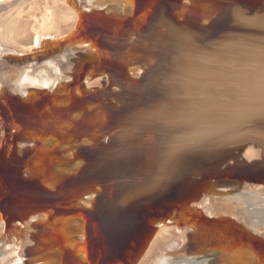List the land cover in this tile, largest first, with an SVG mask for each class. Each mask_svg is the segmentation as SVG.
<instances>
[{"label": "water", "instance_id": "1", "mask_svg": "<svg viewBox=\"0 0 264 264\" xmlns=\"http://www.w3.org/2000/svg\"><path fill=\"white\" fill-rule=\"evenodd\" d=\"M74 1H76V8H73L81 13V17H77L74 28L66 34L41 37L24 51L0 46V81L3 78L6 83L7 80L10 91L6 99L0 95V166L2 168L0 172V264H5L6 261L4 262L2 258L6 256H13L19 264H31L29 262L32 252L24 254V243L31 236H37L45 229L51 232L55 230L56 236L61 233L60 236L58 235L62 240L61 244L51 247L57 248V253L50 251L54 254L50 256L54 258L56 254H59L56 256L60 258L58 263L53 264H67L66 253L71 251L70 254L73 259L76 257V260H79L80 253L87 261L91 259L98 264H122L126 256L132 254L134 256L142 252L140 249L143 245H139L135 236L141 224L145 223L148 226V222L153 223L155 219L173 222L175 216L171 214V211L175 213L176 210H180L179 207L182 204L194 200L192 192H189L185 198L186 202H181L183 197L181 183L191 186L192 182L194 186H197L203 182L204 185L209 184L211 180L219 178L254 182L264 178V48L256 53L253 50L244 53L246 43H264V15L259 13L256 2L252 0H148L142 7L143 0H133L130 3H124L125 0ZM124 4H128L127 7L132 6L134 10L131 12L130 7L125 9ZM114 8L117 14L113 15L109 11ZM183 8L185 11L181 15ZM89 30L94 33L95 38L100 39L99 42L85 35V31L89 32ZM156 36L158 39L154 40ZM77 38L92 43L101 52L99 58L91 59L86 56L90 49L82 54H71L82 59L80 62L73 63L78 64L80 69L86 70V73L78 70L79 73L76 76L59 78L64 84L59 89H53L52 85L43 87L42 81L32 80L34 75L28 68L33 63V59L45 57L44 53L49 47L71 42ZM148 46L155 47L156 53L143 61ZM140 47L146 50L143 53L133 50ZM182 56H186L190 64L182 66V70L186 72L185 77L178 78L179 81L172 87L169 85L172 78L168 77L173 74L181 76ZM115 57L119 62L133 60L134 63L135 60L142 59V64L131 67L125 62L124 69L119 71L118 68L114 69L111 62ZM147 62L151 63L146 65ZM200 62L208 65L213 72H210L208 76H199ZM16 63H20L18 66H21L12 71L10 64ZM158 75H162L161 78H156ZM126 76L135 77L133 79L136 80V82L131 80L129 89L119 85L130 79ZM96 78H100V83L92 84L91 82ZM67 85H70L72 89H79V93L84 98V104L94 101L96 97L99 98L101 100L99 106L104 113L119 111L122 105L137 107L142 103L153 109L167 108L168 112L160 117L159 122L156 120V124L149 126V130L137 132L125 130L127 134H121L122 130L115 132L110 130L100 133L94 142L85 147H76L80 151L87 150L88 159L82 165L69 161V157L73 154L71 155L69 146H65L62 152L63 157L67 156V158L62 160L55 155L56 164L49 165L61 174L60 178L68 181L69 186L67 188L63 186L59 178L61 188L53 191L55 195L53 199L43 205L30 194L31 191L35 189L42 194V191L48 192V187L53 188L58 179H47L45 173L37 172L36 174L32 171L31 174L29 172L28 163L34 155V148L25 144L23 140L26 138L25 135L35 138L40 155H47L46 147L52 135L46 131H49L52 128L51 125L54 122L58 123L63 116L72 119L74 111L87 106L70 102L68 105L72 107L63 113L57 108V103L64 101L69 91H65ZM112 87L116 90L121 89L122 94L132 97L114 108L112 102L102 97L108 94ZM26 88L30 90H23ZM171 93L177 97L175 102L169 99ZM204 97L211 101V107L207 106L206 102H202ZM194 102H199L207 125L201 126L196 121L193 113ZM96 122L100 123L101 127L105 119L98 117ZM153 126L159 127V135L151 148L153 160L148 165L149 176L147 175L140 182H131L135 171L140 168L137 170L125 168L134 172H129V176L122 172L117 179H113L110 175L104 176L100 182L94 181L97 174L105 173L102 166H96L100 165V158L104 152H111L112 148L123 145V140H131L133 136L139 137L143 134L156 136L150 131ZM8 130L16 131V136H10L15 139L12 144L17 145L13 150L6 148L11 147L9 140L3 135L4 131ZM31 133L33 135H30ZM178 141L185 143L184 153L179 158L172 157V149ZM198 144H202L205 148L197 151ZM249 144L258 148L262 155L250 160L235 158L233 152ZM196 154L200 156L196 162L189 160ZM127 165L124 164L122 167ZM93 167L97 170L95 171ZM27 175L34 180L25 181L28 180L25 178ZM15 177L21 178L24 180L23 184L27 183L33 189L29 190L23 184L19 186L14 181ZM88 180L93 183L91 188L94 195L87 200L88 203H85L83 197L86 196L87 187L83 188V184ZM127 185L131 187L134 196L129 205L119 208L125 203L124 196L127 191L123 196L121 192ZM220 188L212 187L210 192L218 195L221 190L227 191ZM235 190L231 189V191ZM236 191L240 193L239 189ZM236 191L229 192L233 194L229 202L238 196ZM215 196L211 197L213 200L211 202L217 205L218 202H222V199ZM75 199H78L79 203L82 201L86 204L82 206V209L87 213L88 221L92 224L88 223L81 208L75 206ZM204 201L206 200L204 199L202 203L198 200L197 204H193L194 210L203 204L211 206L208 201ZM27 202H31L33 206L37 205L41 210L36 213L34 209L31 218L29 217L25 224L23 217L28 213ZM31 203L28 204L31 206ZM117 204L118 207H116ZM20 205H24L25 208L22 209ZM228 205L224 206V209L220 208L221 205L217 208L226 211V207L230 209L235 207L232 203ZM248 207L242 206L240 210L236 208L232 211L241 215L244 214L242 211L249 209ZM17 209L20 211L18 214L15 213ZM218 211H212L211 215L207 213L210 217L202 214L201 219L211 221L210 228L213 227L219 233L227 229H235L236 225L227 220L226 216L219 217V220L223 218L227 221L223 223L224 226L213 225L217 220L212 218V215L216 213L214 217H218L220 215ZM11 213L20 221L15 222L11 217L9 218ZM77 215L80 216L79 223L71 222L64 233L57 231L59 222H56L57 219ZM29 225L32 230L26 227ZM247 225L252 227L251 222L247 221ZM133 226H135L134 229ZM153 230L149 226L145 231L147 234H144V241H148L147 243L155 237L151 232ZM115 236L121 240L119 243L114 240ZM251 240L253 245L261 243L264 246V239L252 237ZM213 241L207 244L206 249L210 247L213 249L216 246V240ZM41 248L49 249L50 247L42 245ZM48 249L44 251L47 253ZM37 251L40 252V250ZM17 255L21 257L20 262ZM11 262L15 264L14 260Z\"/></svg>", "mask_w": 264, "mask_h": 264}, {"label": "bare ground", "instance_id": "2", "mask_svg": "<svg viewBox=\"0 0 264 264\" xmlns=\"http://www.w3.org/2000/svg\"><path fill=\"white\" fill-rule=\"evenodd\" d=\"M98 1L103 2L108 0ZM132 1L133 0H125L124 3H130ZM252 1L256 2L255 4L259 6V13L264 15V0ZM147 2L148 0H143L141 6H145ZM127 5L124 4L125 9L130 7H127ZM73 7L76 8V1L74 0H0V46H8L18 51H24L32 46L33 43L38 39H41V37L47 35L61 36L63 34H66V32H69L72 28H74L77 17H81V13L76 12ZM133 10L134 8L131 6L130 11L132 12ZM184 11L185 8L181 9V15ZM109 13L113 15L117 14L115 8L110 10ZM85 35L89 38L95 39L96 41H100V39L95 38L94 33L90 32V30L89 32L85 31ZM157 39L158 36H156L154 40ZM244 47V50H246L244 53H249L251 50L255 51L256 53L258 50L264 48V43L248 42ZM89 49L91 51L88 52L87 50ZM154 49L155 47L148 46V51L141 47L133 50H138L141 53L146 50V54L143 56L144 61L147 57L152 56L156 53ZM133 50L131 49V51ZM84 51H87L86 56L88 59H91L93 57L99 58V56L101 55V52L96 49L92 43L85 41L82 38H77L74 41L66 42L58 46L56 45L49 47L46 53H44L45 57L33 59V63L29 65L28 69H31V72H33L34 75L32 80L42 81V84H44L43 87H46V85H52L53 89L62 88L61 86H63L64 84L59 78H69V76L72 75L76 76L78 75L79 71L82 72L83 70L78 67V64L73 63L74 61L80 62L82 61V59L77 56H71V54L78 55L82 54ZM235 52H237V50H235ZM243 60H245V58ZM128 61L129 60H123L119 62L116 60V57L111 60V62H113L112 65L114 69L118 68L119 71L124 69V64L126 63H129V66L131 67H136V65H139V63L140 65L142 64V59L138 61L135 60L136 62L134 63L133 60L131 62ZM150 63L151 62H147L146 65H149ZM18 64L20 63L10 64V69L12 71L16 70L19 66H21H18ZM188 64L190 63L186 56H182L181 76H177L176 74H173L172 76L170 75L168 77L172 78L169 83L170 86L174 87L175 83L179 81L178 78L185 77L186 72L182 70V66ZM146 65H144V67H146ZM198 70H200L199 76H208L210 72H213V69H210L208 65L201 62ZM83 72L86 73V70H83ZM161 76L162 75H158L156 78H161ZM126 78L130 79H127L128 81L125 80L126 82H120L121 84L119 85L121 87L129 89L131 87L130 83H132L131 80H133V82H136V80H134L133 78L135 77L132 76H126ZM51 81H54L55 83ZM91 83H100V78L94 79ZM134 84L137 85L136 83ZM23 90L27 91L30 89L26 88ZM67 90L69 91L67 92L66 97H64V101H60L57 103V108L62 113L65 112L66 109L72 107L68 105L70 102L77 105H83L85 102L84 98L79 93V89H72L70 85H67L65 91ZM9 93V84H7V80L5 83V80L3 81L2 78L0 81V95L4 99H6L8 98ZM173 93H175V91ZM173 93L169 95V99L172 102H175L177 97ZM102 97L112 102V107L116 108L117 104L118 106L124 104V101L129 99V97L131 98L132 96L122 94L121 89L116 90L114 87H112L109 93L103 95ZM93 100L94 101L92 102H86L84 104L87 105L86 107H81L80 109L74 111L72 119L65 118V116H63L58 121V123L54 122V124L51 125L52 128H50L49 131H46L47 133H50V135H52V139H50L46 147L48 148L47 155L41 156L38 150L39 148L35 142L36 139L25 135L26 138H24L23 142L28 146L34 148V155L30 158L28 163L29 172L31 174L32 171L36 174L37 172L39 174L45 173L47 179L53 178L55 180H58L56 181L53 188L48 187V192L42 191L43 194L40 192H36L38 190L35 189L31 191L32 193H30L29 190L33 188H31V185H28L27 183L23 184L24 180H22L21 178L15 177L14 181L17 182L19 186L23 184L24 187L28 188L29 190L27 189V192L31 195H34L43 205H46L49 200L53 199V196H55L53 191L61 188V183L59 181L61 174L57 173L56 170H53L50 165L56 164V162L54 161L55 155H58L62 160L67 158V156L63 157L62 152V149H65V146H69L71 155L73 154L71 157H69V161L71 163L74 162L77 165H82L83 163L87 162V150L80 151L77 150L76 147H85V145L94 142L98 138L100 133H104L110 130H113L114 132L116 130H122L121 134H127L128 132H126L125 130H136V132L140 130H149V126L156 124V120L159 122V120L161 119L160 117L168 112L166 110L167 108L164 109L162 107H158L157 109H153L149 105L146 106L144 103H142L137 107H127L126 105H122L120 106L121 109L119 111H109L104 113L102 107L100 108L99 106L101 100L97 97ZM202 102H206L208 104L207 106L209 107H211L212 105L211 101L206 97L203 98ZM193 111L194 117H196L195 119L198 124H200L201 126L207 125V120L200 110L199 102L193 103ZM98 117H100V119L102 120L105 119V123L101 127L100 123L98 124V122H96ZM150 131L155 133L156 136L148 134H143L139 137L133 136L131 140H123L122 142L124 144L112 148L111 152H104V155H102V157L100 158V165L96 166H102L105 173L104 175L97 174V178H94V181L100 182L104 176L110 175L113 179H117V177H119L122 172H125L126 176H129V172H134L132 170H137L138 168L140 169L138 171H135L136 173L132 176L131 182H140V180L144 179V177H146L147 175L149 176L150 170L148 168V165L150 161L153 160L151 148L153 146L155 138L157 137V135H159V127L153 126ZM3 135L7 137L11 146L6 148H10L11 150H13L17 145L12 144V141L15 139L11 138L10 136H16V131H4ZM30 135H33V133H31ZM73 138L74 140H72ZM184 145L185 143L178 141L174 149H172V157H181L184 153ZM197 146V151H202L205 148L202 144H198ZM233 155L235 156V158L250 160L253 158H259L262 154H260V150L253 146V144H249L238 148L237 151L233 152ZM199 157L200 156H197L196 154V156L190 158L189 160L196 162L197 158L199 159ZM124 164L128 165L123 168L122 166ZM125 168L132 170H125ZM96 170L97 168L95 169V171ZM0 172H2L1 166ZM25 178L28 179L25 181L34 180V178L28 177V175ZM60 179L62 180V185L66 186L67 188L69 186L68 181L66 182V180L63 178ZM92 184L93 183L91 182V180H88L83 184V188L87 187L85 189L86 196L83 197V201L85 203H88L87 200H90L91 196L94 195V191H92L91 188L93 186ZM193 184L191 182V186L193 187L192 188L191 186H185L183 185V183H181V193L183 192L181 202H186L185 198L186 195L189 194V192H192L194 200H190L189 203L182 204L181 207H179L180 210H176L175 213L171 211V214L175 216V218H173V222L169 221L168 223L155 219L153 223H151V221L148 222V226L145 225V223L144 225L141 224L139 229L136 231L137 233L135 232V236L139 241V245H143V248L140 249L142 252L140 251L141 253L138 255L133 256L132 254L126 256L125 262H123L122 264H264L263 244L259 243L258 245H253L251 243L252 237L264 239V178L261 181L257 182L243 179L237 181L233 178H219L211 180L209 184L205 183V185L204 182L197 186H194ZM212 187H221L220 189H227V191L221 190L217 195L215 192H210V189H212ZM231 189H239L240 193L238 194V192L235 190L238 196L236 198H233V201L229 202V200L232 198L231 196L233 195L230 193L235 192L231 191ZM126 191L127 193L124 196L125 203L121 204L120 206L117 204L116 207L119 206L120 208L124 205L126 207L132 201L134 193H132L131 187L129 185H127L121 192L122 196ZM213 195H217L215 196V198H221L222 202H218L217 205L211 202L213 201L211 199V197H214ZM204 199L206 200L204 202L208 201L211 206L203 204V206H200L198 209L194 210L193 204H197L198 200L202 201L203 203ZM223 201L225 202L223 203ZM228 202L232 203L235 206L233 209L239 208L238 210H240V207L242 206H249V209L242 211L244 212V214L241 215L237 212L233 213V209H230L229 207H226V211H222L220 208L223 207L224 209V206H229ZM28 203L31 202H27L28 213L23 217L25 224H27V220L33 214L34 209L36 213L41 210L37 205L33 206V204L31 203L30 206V204ZM85 203H83L82 201L81 203H79L78 199H75L74 201L75 206L81 208V212H83V215L86 216L88 221L89 217L84 209H82V206H86ZM217 206H220V208H217ZM20 207L22 209L25 208L24 205H20ZM217 210H219L217 213H219L220 215L218 217H214L216 213L212 215V218H216L215 220H217L213 225L218 224L224 226L225 224L223 223L227 221L223 218L219 220V217L226 216L227 220L229 219L230 222L236 225V228L232 230L227 229L224 230L223 233H219L218 231L216 232L213 227L210 228L209 223H211V221H203V219H201L202 214H205L207 216L208 213L209 215H211L210 213H212V211L216 212ZM18 212L20 211L17 209L15 213L18 214ZM12 215L13 214L11 213L9 218L11 217L15 222L20 221L19 218L13 217ZM249 217H252V219H249ZM79 218L80 216L77 215L62 218L60 220L57 219L56 222L59 221L57 223V231H61L62 233H64V231L69 228V224L71 222L73 224L79 223ZM176 220L178 221L176 222ZM246 220L248 222H251L252 230L247 225ZM88 223L90 224L91 221H88ZM149 226L154 229L151 232H153L155 237L150 240L149 243H147L148 241H144V234H147V232L145 231L148 230ZM26 227H28L29 229L31 228L30 225ZM134 227L135 226H133V229ZM110 230L112 231L113 229ZM55 233V230H52L51 232L45 229L41 231L37 236H31L24 243V254H26L27 252H32L31 261L29 263H58L60 258L56 255L59 254H56L54 258L50 256L54 255L50 251H54L57 253V248L51 247L58 246L62 242V240L58 237V235L61 233L57 232V236L55 235ZM212 239L214 241L216 240V246L213 247V249H210L211 247L206 249L207 244L213 241ZM114 240L117 243L121 241L116 236L114 237ZM42 245H46L51 249L41 248ZM244 247L246 249H244ZM44 249H48L47 253L46 251H44ZM37 250H40L41 253H38ZM159 251L160 253L158 254ZM70 253H66L65 259L67 261V264H98L93 262L91 259H88L87 261L86 258L80 255V253V261L76 260V257H74V260L73 256ZM17 257L20 262L21 257L19 255H17ZM2 260L4 262H8V264H12L11 261L14 260L15 264H19L13 256H6L5 258L3 257Z\"/></svg>", "mask_w": 264, "mask_h": 264}]
</instances>
